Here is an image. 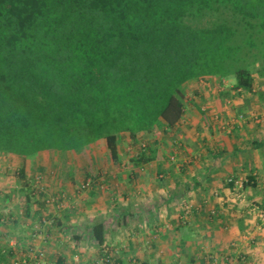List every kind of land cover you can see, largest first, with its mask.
I'll list each match as a JSON object with an SVG mask.
<instances>
[{"label": "trees", "instance_id": "1", "mask_svg": "<svg viewBox=\"0 0 264 264\" xmlns=\"http://www.w3.org/2000/svg\"><path fill=\"white\" fill-rule=\"evenodd\" d=\"M246 5L0 0V155L26 162L71 154L90 172L104 142L118 165L120 135L174 129L193 103L190 85L229 79L230 90L251 92L254 75L264 79V25L248 21L257 14ZM154 154L141 151L131 162L141 167ZM19 176L25 181V172ZM92 240L98 250L105 245L102 224ZM101 257L117 261L113 252Z\"/></svg>", "mask_w": 264, "mask_h": 264}, {"label": "crops", "instance_id": "2", "mask_svg": "<svg viewBox=\"0 0 264 264\" xmlns=\"http://www.w3.org/2000/svg\"><path fill=\"white\" fill-rule=\"evenodd\" d=\"M246 3L257 14L248 21L264 25V0ZM192 85L193 103L174 129L136 140L120 135L118 165L104 142L93 154L101 164L90 172L71 154L62 160L43 152L26 162L0 155V264H36L30 248L44 253L43 264H98L104 252H113L115 264H264V79L254 75L252 91L240 94L213 81ZM239 114L245 121L234 122ZM141 151L155 154L136 167L131 160ZM51 168L60 177L42 179L38 189L36 176H50ZM10 170L25 172V181ZM230 178L248 186L230 189ZM49 197L64 207L48 208ZM99 224L103 252L92 240Z\"/></svg>", "mask_w": 264, "mask_h": 264}, {"label": "built area", "instance_id": "3", "mask_svg": "<svg viewBox=\"0 0 264 264\" xmlns=\"http://www.w3.org/2000/svg\"><path fill=\"white\" fill-rule=\"evenodd\" d=\"M215 81V80H213ZM219 82V81H218ZM222 83H224L223 81L221 82V85H223ZM244 116H240L239 117V120H244ZM41 180L42 178L40 176H36L35 180H34V184L37 186L38 189H41ZM233 179L230 178L228 179V183L232 182ZM235 184L236 186L238 187H242V181H235ZM90 186H91V180H87L85 183L82 184L81 186V190L83 191H86L88 189H90ZM44 203L45 205L48 207V208H55L57 210H60L64 207V202L61 198H53V197H49V198H46L44 200ZM27 255L29 258L31 259H34L35 263L36 264H43V259H44V253L43 252H39L38 255H36L35 251L33 248H30L27 252ZM217 258L214 259V261L216 262ZM106 262V259H102L100 263L98 264H105ZM26 262L24 261L22 264H25ZM14 264H19L18 263H14ZM221 264V263H220Z\"/></svg>", "mask_w": 264, "mask_h": 264}, {"label": "rangeland", "instance_id": "4", "mask_svg": "<svg viewBox=\"0 0 264 264\" xmlns=\"http://www.w3.org/2000/svg\"><path fill=\"white\" fill-rule=\"evenodd\" d=\"M258 1H260V0H258ZM260 5V4H259ZM261 5L262 6H264V3H261ZM256 11H258L257 9H256ZM218 81H221L220 80V78H216V80L215 81H213L215 84H221L220 82H218ZM208 81H206L205 79L204 80H200V81H198V83H202V85H203V83H207ZM223 82L224 83H222L223 85H222V87L221 88H224V89H230L231 88V84H232V81L231 80H224L223 79ZM194 88H196L195 87V85H190L189 86V88H188V90H189V94H191V92L194 90ZM227 106V105H226ZM228 106H230V105H228ZM232 106V105H231ZM240 116H242V114H239V115H237L235 118H234V116L232 117V118H234L235 120H233L234 122H237V121H245V120H238L239 118L238 117H240ZM231 124V123H230ZM228 126V124L225 126V128ZM229 127H230V125H229ZM230 129H231V127H230ZM148 138L146 137L145 139H144V143H145V145L144 146H146V144H147V142H146V140H147ZM124 143V142H123ZM144 146H143V144H142V148H144ZM127 147V146H126ZM139 148V147H138ZM136 151L138 150L137 148H134ZM100 156V155H99ZM93 157H94V155H93ZM127 157H128V154H127ZM64 159V158H63ZM65 160H66V158H65ZM4 161H6V160H4V159H2V158H0V162L1 163H4ZM63 162V161H62ZM66 162V161H65ZM63 166V169H62V171H65L66 172V169H67V164H63L62 165ZM51 172H50V176H44V174H39V176L42 178V179H50V180H52V181H54V180H58V178L60 177V174H59V172L60 171H58V169H55V168H51ZM10 176L12 177V178H17V177H19V175L17 174V171H13V170H10ZM239 180V182L242 180V179H238ZM42 181V180H41ZM242 203V202H241ZM187 222H191V218L190 217H188V219H187ZM245 240V241H244ZM242 242L240 241L239 242V244L241 245H243V247L244 248H246V238L244 239ZM218 259V258H217ZM221 263V262H220ZM217 260H216V262L214 261L213 262V264H220ZM236 263V262H235Z\"/></svg>", "mask_w": 264, "mask_h": 264}]
</instances>
